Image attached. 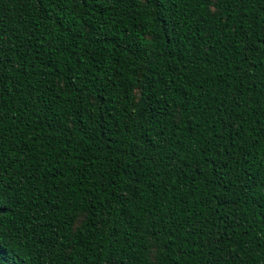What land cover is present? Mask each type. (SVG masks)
Here are the masks:
<instances>
[{
  "label": "trees",
  "instance_id": "16d2710c",
  "mask_svg": "<svg viewBox=\"0 0 264 264\" xmlns=\"http://www.w3.org/2000/svg\"><path fill=\"white\" fill-rule=\"evenodd\" d=\"M0 264H264V0H0Z\"/></svg>",
  "mask_w": 264,
  "mask_h": 264
}]
</instances>
